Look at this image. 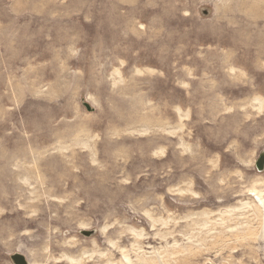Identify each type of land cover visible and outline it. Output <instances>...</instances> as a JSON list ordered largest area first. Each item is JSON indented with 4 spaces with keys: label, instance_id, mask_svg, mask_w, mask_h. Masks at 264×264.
<instances>
[{
    "label": "rangeland",
    "instance_id": "1",
    "mask_svg": "<svg viewBox=\"0 0 264 264\" xmlns=\"http://www.w3.org/2000/svg\"><path fill=\"white\" fill-rule=\"evenodd\" d=\"M263 152L264 0H0V264H264Z\"/></svg>",
    "mask_w": 264,
    "mask_h": 264
},
{
    "label": "water",
    "instance_id": "2",
    "mask_svg": "<svg viewBox=\"0 0 264 264\" xmlns=\"http://www.w3.org/2000/svg\"><path fill=\"white\" fill-rule=\"evenodd\" d=\"M84 106L86 107L87 111H89V112L93 111V109L87 103H85ZM255 166H256V170L259 174L264 173V152L261 153L260 156L258 157ZM82 234H83V236H85L87 238H91V237L96 235L95 232H83ZM11 260L13 261L14 264H28L25 257H23L22 255H19V254L12 256Z\"/></svg>",
    "mask_w": 264,
    "mask_h": 264
},
{
    "label": "bare ground",
    "instance_id": "3",
    "mask_svg": "<svg viewBox=\"0 0 264 264\" xmlns=\"http://www.w3.org/2000/svg\"><path fill=\"white\" fill-rule=\"evenodd\" d=\"M16 161V160H15ZM7 165L8 166H10V160L7 162ZM13 165V164H12ZM23 165V164H22ZM13 166H15V168H17L18 167V165L16 164V165H13ZM12 166V167H13ZM24 166V165H23ZM19 168V167H18ZM17 171V173L16 174H21L22 172H25L26 171V169H12V172H14V171ZM24 176V175H23ZM20 181V180H19ZM25 181H28V180H25ZM17 182V181H16ZM15 182V183H16ZM26 185V184H25ZM22 188V187H21ZM23 189V188H22ZM5 190V189H4ZM3 194V193H2ZM6 196H8V195H6ZM3 199V198H2ZM1 201H4V200H1ZM12 212V211H11ZM25 212V211H24ZM27 214V213H26ZM12 216V215H11ZM23 217V216H22ZM4 219V218H3ZM18 219H20V218H18ZM21 220H22V218H21ZM5 220H3V222H0V223H4L5 224V222H4ZM26 221V220H25ZM23 222H24V220H23ZM7 223H9V222H7ZM9 225H10V223H9ZM24 225V224H23ZM64 261V260H63ZM56 263V262H55Z\"/></svg>",
    "mask_w": 264,
    "mask_h": 264
}]
</instances>
